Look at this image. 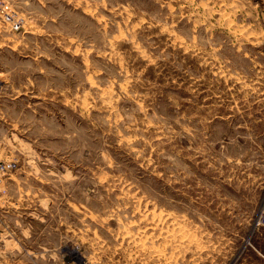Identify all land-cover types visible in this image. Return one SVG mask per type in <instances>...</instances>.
Listing matches in <instances>:
<instances>
[{
	"label": "rangeland",
	"instance_id": "rangeland-1",
	"mask_svg": "<svg viewBox=\"0 0 264 264\" xmlns=\"http://www.w3.org/2000/svg\"><path fill=\"white\" fill-rule=\"evenodd\" d=\"M0 2V264H264V0Z\"/></svg>",
	"mask_w": 264,
	"mask_h": 264
},
{
	"label": "built area",
	"instance_id": "built-area-1",
	"mask_svg": "<svg viewBox=\"0 0 264 264\" xmlns=\"http://www.w3.org/2000/svg\"><path fill=\"white\" fill-rule=\"evenodd\" d=\"M0 19L6 23L10 30L19 31L23 28V19L19 16L16 11L12 8L11 4L7 2H0ZM0 80V89L1 82ZM16 168V160L15 159H0V198L3 197L6 192L4 185L5 180L10 179L11 174ZM0 204V208H1ZM261 223L264 225V215L262 216Z\"/></svg>",
	"mask_w": 264,
	"mask_h": 264
},
{
	"label": "crops",
	"instance_id": "crops-1",
	"mask_svg": "<svg viewBox=\"0 0 264 264\" xmlns=\"http://www.w3.org/2000/svg\"><path fill=\"white\" fill-rule=\"evenodd\" d=\"M2 207H3V206H1V208H2ZM1 208H0V209H1ZM0 214H1V213H0Z\"/></svg>",
	"mask_w": 264,
	"mask_h": 264
}]
</instances>
